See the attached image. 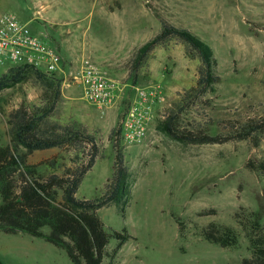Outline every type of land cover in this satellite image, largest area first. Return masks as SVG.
<instances>
[{"label": "rangeland", "instance_id": "1", "mask_svg": "<svg viewBox=\"0 0 264 264\" xmlns=\"http://www.w3.org/2000/svg\"><path fill=\"white\" fill-rule=\"evenodd\" d=\"M90 1L0 0V14H14L20 23L41 4L72 16L61 26L44 22L37 13L27 24L30 34L54 50L56 68L49 72L54 75L49 80L30 73L23 82L0 91V147L13 148L9 130L17 109L48 107L59 92L40 129L49 123L81 126L101 152L82 177L75 197L97 201L104 196L117 153L126 168L118 201L101 207L97 216L107 233L124 232L129 239L118 250L117 241L110 239L104 264H241L251 256L253 212L259 215L258 236L264 240V174L250 167L264 161V131L245 139L230 136L247 121L264 118L263 107L255 102L259 86L264 85V0H136L133 8L127 6L128 0H92L91 4L106 3L108 16L133 14L137 31L127 42L117 40L110 25L100 23L98 12L89 8ZM124 4L127 7L117 12ZM156 17L188 30L211 48L219 77L212 92L191 91L200 60L180 40L153 49L139 68H133L137 49L161 30ZM84 59L118 83L119 90L103 114L82 97L79 77ZM11 65L0 66V75ZM149 87L162 89L163 97L154 108L145 138L130 145L118 138L115 144L111 133L135 90ZM66 90L72 99L66 97ZM169 117H174L178 132L223 140L179 142L161 129ZM16 151L26 152L20 147ZM90 151L89 141L84 140L31 152L25 160L37 174H63L84 164ZM211 224L233 230L237 244L222 248L208 242L203 233L212 232ZM0 261L74 264L65 250L43 239L1 231Z\"/></svg>", "mask_w": 264, "mask_h": 264}, {"label": "trees", "instance_id": "2", "mask_svg": "<svg viewBox=\"0 0 264 264\" xmlns=\"http://www.w3.org/2000/svg\"><path fill=\"white\" fill-rule=\"evenodd\" d=\"M156 18L160 21L161 30L137 49L133 68H139L156 47L167 45L171 40H180L200 60L195 85L191 91L197 94L212 92L219 77L215 74L216 63L211 48L188 30L176 28L163 18ZM30 73L39 80H49V77L54 76L49 72H40L30 64L13 65L0 76V91L18 85ZM58 95L59 92H56L48 107H35L33 111L20 107L12 114L9 131L13 148L0 147V231L43 238L55 247L65 250L74 264H104L105 247L109 240H116L119 249L129 239L124 232L107 233L97 216L101 207L118 201L126 179V168L122 164V156L117 153L113 176L105 184L104 196L97 201L75 197L82 177L91 169L101 152L93 137L81 126L49 123L44 129H40V125L53 112ZM173 119L174 117H169L163 121L161 129L179 142L217 143L223 140L218 136L202 133L193 135L178 132ZM260 131H264V118L247 121L230 137L245 139ZM119 133V126L111 133L110 137L115 138V144ZM84 140L89 141L91 151L87 161L78 164L73 170H66L63 174L40 175L34 171L33 166L26 165V155L31 152L60 148ZM17 147L26 152L18 153ZM250 167L264 174V161L256 167ZM251 217L254 219L252 233L257 238L250 239L251 256L244 258L241 264H264V240L258 236L259 215L253 212ZM46 227L48 231L45 233L43 229ZM209 228L213 229L212 232L203 233L208 242L222 248L237 244V236L233 230L216 224H211ZM0 264L3 263L0 261Z\"/></svg>", "mask_w": 264, "mask_h": 264}, {"label": "built area", "instance_id": "3", "mask_svg": "<svg viewBox=\"0 0 264 264\" xmlns=\"http://www.w3.org/2000/svg\"><path fill=\"white\" fill-rule=\"evenodd\" d=\"M54 50L30 34L27 26L18 22L13 14L0 20V66L30 64L50 72L56 68ZM79 84L82 97L95 105L101 114L112 104L118 83L101 75L100 69L90 59L82 60ZM162 89L158 87L136 89L120 120L119 140L125 144L141 141L154 118V108L162 101Z\"/></svg>", "mask_w": 264, "mask_h": 264}, {"label": "crops", "instance_id": "4", "mask_svg": "<svg viewBox=\"0 0 264 264\" xmlns=\"http://www.w3.org/2000/svg\"><path fill=\"white\" fill-rule=\"evenodd\" d=\"M92 1V0H91ZM91 1L89 2V8L91 9V11H93V10H95V11H97L98 12V16H99V20H100V23L102 24V25H110V29L112 30V32H113V35H115V38L117 39V40H119L120 42H127V41H129L130 40V36L132 35V34H135L136 33V31H137V27L135 26V22H134V16H133V14L130 16L129 15V17L128 18H126V17H123V16H120V17H118V16H116V17H114V16H108V9H107V5H106V3H103V5H101V4H91ZM137 2L138 1H136V0H128V2H127V6H132L134 3L135 4H137ZM134 4V5H135ZM143 7H144V9L145 10H147V8L145 7V5H144V1H143ZM127 6H125V4H124V6L123 5H121V7L118 9V11L117 12H119V11H121V10H123L124 8H126ZM51 7H52V5H43V4H41V5H39L38 6V10L37 11H35L32 15H31V17H27V21H25V22H22L21 24H23V25H25V26H27V24L29 23V22H31L32 20H34V19H36L39 15H37V13H40V16H41V18H42V20L44 21V22H50L51 24H55V25H66L69 21H71V17L72 16H69L68 14L66 15V11L65 10H54V11H52L51 10ZM79 7V6H78ZM131 8H133V6L131 7ZM133 10V9H132ZM14 15V14H13ZM15 16V15H14ZM16 17V16H15ZM60 17H62L61 19H60ZM155 17V16H154ZM3 18V15H1L0 14V20ZM157 19V18H156ZM158 20V19H157ZM19 22V21H18ZM130 22V23H129ZM131 24V26L132 27H127V26H129ZM133 27H135L136 28V30L133 28ZM62 33V32H61ZM131 34V35H130ZM138 47V46H137ZM157 48V47H156ZM124 48L122 47V45H121V48H120V51H122ZM7 64H9V63H7ZM13 65H11L10 67H12ZM9 68V67H8ZM7 68V69H8ZM6 71L7 70H5V71H3L2 73H1V75H3V74H5L6 73ZM60 72H62V73H65L63 70H59ZM59 73V72H58ZM0 75V76H1ZM64 75V74H63ZM65 87V86H64ZM71 93L69 92V91H67L66 90V97L68 98V99H72V97H71V95H70ZM62 95L65 97V92H64V88H62ZM69 97H68V96ZM251 95H253V94H250V97H251ZM254 96H256L255 94H254ZM255 102L258 104V105H260L261 107H263V109H264V85H262V86H259V88H258V92H257V96H256V98H255ZM146 136V135H145ZM145 138V137H144ZM143 138V139H144ZM142 139V140H143ZM141 140V141H142ZM141 141H139V142H137V143H140ZM43 151H46V150H43ZM43 151H34V152H43ZM14 235H27V234H24V233H16V234H14ZM30 236V235H29ZM32 237V236H31ZM34 238H36V237H34ZM38 239H43V238H38ZM44 240V239H43ZM122 246V245H121ZM120 246V247H121ZM119 247V248H120ZM117 248V247H116ZM117 250H118V248H117Z\"/></svg>", "mask_w": 264, "mask_h": 264}]
</instances>
